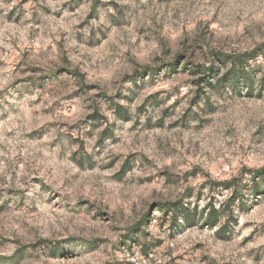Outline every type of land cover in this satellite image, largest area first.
Instances as JSON below:
<instances>
[{"label":"rangeland","instance_id":"rangeland-1","mask_svg":"<svg viewBox=\"0 0 264 264\" xmlns=\"http://www.w3.org/2000/svg\"><path fill=\"white\" fill-rule=\"evenodd\" d=\"M263 179L264 0H0V264H264Z\"/></svg>","mask_w":264,"mask_h":264},{"label":"trees","instance_id":"trees-1","mask_svg":"<svg viewBox=\"0 0 264 264\" xmlns=\"http://www.w3.org/2000/svg\"><path fill=\"white\" fill-rule=\"evenodd\" d=\"M218 59L220 61H230L231 62V66L232 69L230 71V73L228 74L230 77V79L234 78V76L237 74H235L233 71H235V67L238 65H244L247 66L246 60L247 58H245V55H243L242 57H221L218 56ZM224 59V60H223ZM244 76L246 75L245 73V69L241 68L240 71ZM261 176V174H258V177ZM251 181H253V178H251ZM262 182H264V179L262 180ZM237 186V185H234ZM252 188L256 191L261 190V187L259 186V184L254 183V185H252ZM165 211L167 212V214H169L170 217V224L174 225V226H179V221H182L183 223L191 226L194 224V222H196L198 219V215L196 211H192L189 208L185 207L182 202H174L171 204H167L165 205ZM225 211L227 210H215L214 208H210L209 213H207L205 219H203L202 216H199V218L202 221V224L207 226V227H214L216 225V220H218V218H220L221 216H223L225 214ZM197 219V220H196ZM225 230V228H224Z\"/></svg>","mask_w":264,"mask_h":264}]
</instances>
